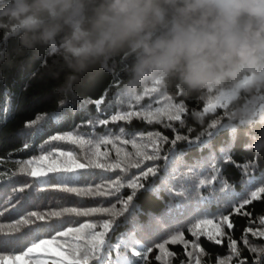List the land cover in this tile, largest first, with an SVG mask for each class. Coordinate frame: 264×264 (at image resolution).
Masks as SVG:
<instances>
[{"label":"trees","instance_id":"trees-1","mask_svg":"<svg viewBox=\"0 0 264 264\" xmlns=\"http://www.w3.org/2000/svg\"><path fill=\"white\" fill-rule=\"evenodd\" d=\"M0 45L6 46L11 57L13 49L16 47V41L4 42L0 39ZM30 56L31 53L24 58L23 67H6L3 73H0V172L8 174L7 179L0 180V213H2L0 224L15 223L30 211L45 212L49 209L59 210L60 207H110L112 204L119 207L114 196L76 197L59 190L58 187L48 186L45 181L33 182L31 177L19 174L16 162L40 155L41 146L46 149L50 148L46 142L53 135L73 132L88 139L92 136L104 135L109 131L118 134L119 129L123 127L126 132L137 134L146 135L148 132H160L169 140L174 139L177 134L188 135L190 140H194L201 131L208 130L212 131L214 135L202 137V140H208L211 143L218 159L205 165L204 159L209 156L208 147H202L200 141L195 143L179 141L172 150L176 154L173 163L171 161L172 153L168 152L171 145H164L161 155H169L170 159L168 161L161 159L156 162L160 166L158 175L150 177L145 182V188L141 189L133 200L134 217L130 223L118 229L116 235L126 233L135 225L140 235L150 241L147 247L153 248V251L147 254V264H161L155 259L156 255L160 254L155 244L163 242L177 230L183 231L184 239L189 241L188 248L185 249L183 244L167 245L168 250L174 253L169 258L170 264H190L187 252L193 251L195 256L196 253L191 242L196 238L186 229L196 219H215L216 216L223 213L229 215L233 223L232 229L225 226V232L237 241V247L242 250L245 264H256L258 254L247 250L243 245L242 237L249 227H252L253 230L264 227L259 224V220L264 218V194H261L259 200L245 205L243 211L249 215H240L233 209L251 191L264 187V156H256L245 149L247 137L244 127H240L238 131L233 127L220 128L219 125L216 129L207 128V125L213 120L230 123L228 116L225 115L227 109L217 108L214 112H204L208 101L214 99L207 95L203 98L185 97L179 89L174 88L168 92L161 90L145 96L140 104L146 106L151 103L153 107H162L167 102L166 98H170L173 103H183L186 110L182 114V122L164 119L159 124H148L146 121L141 122L138 118H133L130 122H112L111 115L117 111L128 110L127 101L118 92L121 82L119 74L101 72L86 80L78 88L79 98L75 103L61 107L57 104L58 97L53 92L55 81L42 72L45 61L31 60ZM96 100L101 101L99 107L95 104ZM193 112L201 113L202 122L193 118ZM37 115L43 116L44 119L29 128L28 125ZM98 119H109V123L107 125L89 123V121L94 122ZM167 123H171L176 130L173 131V128L165 127L164 125ZM189 127L193 129L191 132L187 131ZM24 143H29L30 147L25 149ZM52 143L58 145V150L61 151H77L76 146L65 142ZM106 147L111 149L110 145ZM125 147L132 150L131 145ZM221 148L228 152L231 162L219 159ZM101 150L104 148L102 147ZM212 163H216L220 168V178L231 186L229 190L220 191L219 180L209 186L199 185V179L210 177L211 173L205 171V168L210 169ZM244 165H248L247 172L243 170ZM193 168L197 169L198 173L203 172L204 175H186ZM13 172H16L17 175L12 176ZM114 175V173H105L99 169H86L76 173L59 174L56 179L58 181L66 180L70 187H85L105 183L104 177ZM24 181L31 182V187L25 188L22 193L14 194L13 188L23 187ZM149 185H152L151 189ZM178 191H182L184 194L177 195ZM125 192L130 194L131 190H121V194ZM240 193H243L244 197H240ZM9 197H12L11 202L8 201ZM65 219L79 220L83 223L95 218H53L50 221L38 222L31 226L20 225L21 231L11 235L0 232V254L18 251L17 242H23L24 246L30 245L33 238L30 234H35L38 227L43 226L44 223L54 225L57 230L79 226L74 223L64 224ZM39 235L40 238H47L48 233L40 232ZM247 238L253 246H256L255 244L264 246V238L253 237L251 233H247ZM198 243L204 249V255L200 257L201 264H216L219 259L229 254L227 236L222 239V243L219 245L208 241L204 236L200 237ZM132 258L139 260L138 257ZM236 259H233V264ZM140 264H144V262L141 261ZM191 264H194V261Z\"/></svg>","mask_w":264,"mask_h":264},{"label":"clouds","instance_id":"clouds-1","mask_svg":"<svg viewBox=\"0 0 264 264\" xmlns=\"http://www.w3.org/2000/svg\"><path fill=\"white\" fill-rule=\"evenodd\" d=\"M0 39L16 41L11 57L0 45V73L44 60L61 107L117 73L126 98L175 88L226 104L245 149L264 156V0H0Z\"/></svg>","mask_w":264,"mask_h":264},{"label":"snow or ice","instance_id":"snow-or-ice-1","mask_svg":"<svg viewBox=\"0 0 264 264\" xmlns=\"http://www.w3.org/2000/svg\"><path fill=\"white\" fill-rule=\"evenodd\" d=\"M159 88H154L151 91L141 95L139 98L130 99L123 97L127 101L128 110L117 111L111 115L112 122L125 121L130 122L133 118H138L141 122L146 121L148 124L161 123L162 120L182 122V114L185 113V105L183 103H173L170 98H166L167 102L162 107H153L151 103L146 106L140 104L145 96L152 93L160 92ZM97 107L101 104L100 100H96ZM217 108L227 109V105L215 100H209L204 112H214ZM264 110V106H261ZM225 115L228 116L227 112ZM44 119L43 116L37 115L35 119L28 125L31 128L39 121ZM100 125H107L109 119H98L89 121ZM229 128L234 125L230 123H221L220 120H213L207 125L208 129ZM167 128H173L171 123L164 125ZM176 129L173 128V131ZM193 129L189 127L188 132ZM212 131H201L194 140H190L188 135H175L174 139L169 140L160 132L143 133L126 132L125 128L121 127L118 134L111 131L104 135L92 136L85 139L79 133L68 132L65 134L53 135L49 138L46 144L50 148L46 149L41 146V154L33 156L31 159L17 161V169L19 174L31 177L32 181H45L50 187H58L59 190L73 194L76 197H109L114 196L117 204H112L110 207H60L59 210L49 209L48 211H30L27 215L21 216L12 224H0V232L7 235L18 233L21 231L20 225L31 226L38 222H47L53 218H70V217H94V220L88 222H80L65 219L64 224H78L79 226L62 228L57 230L54 225L44 223L38 227L33 236L30 245L24 246L23 242H17L19 250L0 254V264H144L148 262V253L153 251L152 247H147L150 241L140 235L139 230L133 225V228L126 233L116 235L118 229L123 225L131 222L135 214L134 198L141 189L145 188V182L150 177H156L160 171V166L157 161L164 159L168 161L169 155L162 156L164 145H171L168 152L172 153L171 161L174 163L176 154L172 150L179 141L189 143L201 142L202 147H208L209 156L204 159L205 165L210 161L218 159L215 150L208 140H202V137H212ZM65 142L76 146L77 151H61L58 150V145L52 142ZM111 146L109 149L106 146ZM119 145V146H118ZM127 145H131L132 150H128ZM23 147L28 149L29 143H24ZM102 147L104 150H101ZM57 149V150H52ZM114 153V154H113ZM219 159L231 162V157L224 149H220ZM99 169L105 173H114V176H107L103 179L105 183L96 184L95 186L85 187H70L64 179L57 180L59 174L76 173L80 170ZM135 170V171H133ZM244 172L248 171V165H244ZM205 171L211 173L210 177L199 179L200 186L212 185L214 181L221 184L220 191H227L230 185L220 178V168L216 163L211 164V168H205ZM12 176L17 175L16 172L11 173ZM186 175L203 176V172H197L193 168ZM8 178V174L0 172V180ZM24 186L13 188V193H22L25 188L31 187V182L24 181ZM152 188V185H149ZM122 189H130V194L125 192L121 194ZM215 190V189H214ZM182 191H178L177 195H183ZM261 194H264V187H259L255 191H251L246 198L242 199L241 203H237L234 211L240 215H249L243 211L245 205L252 201L259 200ZM244 197L243 193L239 194ZM17 199H19L17 197ZM207 199V198H205ZM12 201V197L8 198ZM109 203H111L109 201ZM127 213V215H126ZM2 215V213H0ZM211 215V214H210ZM123 219H120V218ZM259 224L264 226V218L259 220ZM225 226L228 229L233 228V223L229 215L221 213L215 219L200 218L196 219L186 230L196 239L191 242L192 248L195 250L188 251L187 256L190 258V264H201L200 257L204 255V249L198 243L201 236L207 238L208 241H213L219 245L222 239L227 236L229 254L219 259L216 264H233V259L237 258L235 264H245V259L242 258V250L237 247V241L225 232ZM40 232H47V238H40ZM247 233H251L253 237L264 238V230L252 227L246 229L245 235L242 237L243 245L253 254H258L256 264H264V246H253L247 238ZM169 244H183L185 249L188 248L189 241L184 239V232L177 230L163 242L155 244L159 249V255L155 259L161 264H170V257L174 253L167 248ZM130 253V255H129ZM132 257H138L139 260Z\"/></svg>","mask_w":264,"mask_h":264},{"label":"rangeland","instance_id":"rangeland-1","mask_svg":"<svg viewBox=\"0 0 264 264\" xmlns=\"http://www.w3.org/2000/svg\"><path fill=\"white\" fill-rule=\"evenodd\" d=\"M260 229H261V230H264V227H261ZM255 245L258 246L257 244H255Z\"/></svg>","mask_w":264,"mask_h":264}]
</instances>
